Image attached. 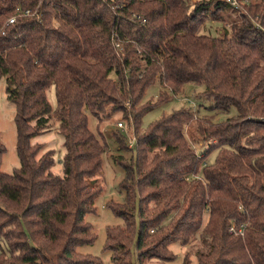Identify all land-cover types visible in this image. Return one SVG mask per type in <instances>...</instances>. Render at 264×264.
<instances>
[{
	"label": "trees",
	"instance_id": "16d2710c",
	"mask_svg": "<svg viewBox=\"0 0 264 264\" xmlns=\"http://www.w3.org/2000/svg\"><path fill=\"white\" fill-rule=\"evenodd\" d=\"M227 7L220 0H0L1 26L18 11L34 15L0 35V79L16 109L20 161L10 175L0 171V264H103L77 250L96 239L85 218L96 215L104 192L101 129L115 116L133 127L136 142L129 150L125 133L112 135L129 158L113 157L124 200L106 205L123 221L106 230L110 264H168L172 244L196 237L204 247L197 264H264V0L239 7V20L220 36L200 33L206 22L224 24ZM153 85L155 103H142ZM186 85L203 88L196 111L205 115L179 109L140 131L143 116ZM230 108L234 116L215 121ZM51 119L64 141L62 177L51 172L52 153L38 156L42 145H31ZM192 124V140L206 145L201 153L187 134ZM4 152L0 143V164ZM233 223L246 225L242 236L229 233Z\"/></svg>",
	"mask_w": 264,
	"mask_h": 264
},
{
	"label": "rangeland",
	"instance_id": "374dc122",
	"mask_svg": "<svg viewBox=\"0 0 264 264\" xmlns=\"http://www.w3.org/2000/svg\"><path fill=\"white\" fill-rule=\"evenodd\" d=\"M188 1V0H187ZM191 2H195L197 0H190ZM208 1V0H206ZM225 2V0H220ZM238 6L236 8L227 7L222 13L224 18V24L219 22H206L205 25L201 28L200 33L202 34H209L214 36H220L222 33V27L225 26L229 28L233 22H237L239 20V7L243 4L246 5L249 0H236ZM212 9V7H210ZM241 10V9H240ZM191 85H186L184 87V92H181L179 96H175V98L166 103L164 105L158 106L147 114H145L141 120V129L142 131L147 125L150 123L158 120L162 116H166L171 114L173 111H177L179 109H187V108H196L198 106V97L197 94L203 91V88L193 87ZM6 79H0V143L3 145L5 152L2 156L1 164H0V171L4 174L10 175L14 170L19 169L20 161L16 152V128H15V115L16 109L12 102L7 99L6 94ZM160 88L157 85H153L148 88L145 92L144 98L142 103H155L156 98L158 96ZM48 103L51 109H55L56 101H55V93L54 88L50 87L46 92ZM197 100V103L195 102ZM203 106H209L210 104L207 101L201 102ZM203 109V108H202ZM201 109V110H202ZM203 111V110H202ZM207 115H211V111L207 110ZM236 114L235 108H230L229 112L226 114H218L215 117L216 122H222L226 119L234 116ZM197 117L205 115L202 112L196 111ZM226 115V116H225ZM118 121H123L121 116H115L105 124L101 131L102 135H104L107 143V152L102 157V182L104 184V192L102 195L97 199L95 208H96V215L87 216L85 219L88 223H90L92 232L95 234L96 239L94 243L90 246H83L78 248L77 252L80 254H88L91 256L101 258L103 264H110L111 252H102L103 246L106 239V230L108 228L113 227H121L123 225V221L121 218L116 217L110 209L106 207L108 203H115L121 204L124 200V193L119 190V183L123 178V169L113 162V157H117L122 155L123 158L128 159L129 153L128 152H119L117 150V145L112 137L114 132H117L116 124ZM124 127L126 126V121L122 122ZM88 128L92 133L97 132V126L94 118L91 116L88 117ZM126 129V130H127ZM194 124L188 127L187 134L192 142L195 138H197V134L195 131ZM133 127H130L127 130L126 138H125V145L128 139H130L134 135ZM124 133V132H123ZM193 138H192V137ZM136 139V138H134ZM193 147L196 148L198 153L204 151V147L206 146L203 144L199 146L198 143H191ZM212 144V143H211ZM31 145H42V150L40 151L39 155L50 151L53 156L54 165L51 168V172L58 176H63V167L62 162L65 155L64 149V141L63 137L58 133V124L54 120H50V122L46 125V127L38 133L31 140ZM205 145V146H204ZM213 145V144H212ZM204 146V147H203ZM216 156V152H213L211 156L207 159L206 164H211ZM206 219H204L205 223ZM3 249L2 245L0 249ZM204 247L200 242L199 238L192 239L188 245L180 246L179 244H172L169 249L172 252L174 259L172 262L168 264H182L184 257L188 258L189 264H197L195 255L196 252L202 250Z\"/></svg>",
	"mask_w": 264,
	"mask_h": 264
},
{
	"label": "built area",
	"instance_id": "2783aa9c",
	"mask_svg": "<svg viewBox=\"0 0 264 264\" xmlns=\"http://www.w3.org/2000/svg\"><path fill=\"white\" fill-rule=\"evenodd\" d=\"M225 3L231 8H236L238 6L237 1L236 0H225ZM27 17V16H34L33 14L30 13V11H24L23 13L21 12H17L16 15L10 17L6 23L1 26L0 25V35H4V28L9 27L11 25H13L16 21V19L18 17ZM137 19L140 18V16H136ZM144 23V22H142ZM116 48L119 49L118 45H116ZM116 129H119L122 133L124 132L126 135H128L126 133V128L124 127L122 121H118V123L116 124ZM132 137L130 139H128V141L126 142V146L129 150H133L136 139L134 135H131ZM246 225H240L238 228H236V225H234V223L231 225V227L229 228V233L230 234H234V235H243V230L245 229Z\"/></svg>",
	"mask_w": 264,
	"mask_h": 264
}]
</instances>
